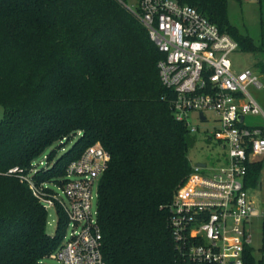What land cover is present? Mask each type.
I'll use <instances>...</instances> for the list:
<instances>
[{
  "label": "trees",
  "instance_id": "trees-1",
  "mask_svg": "<svg viewBox=\"0 0 264 264\" xmlns=\"http://www.w3.org/2000/svg\"><path fill=\"white\" fill-rule=\"evenodd\" d=\"M181 1L253 55L264 76V45L231 27L228 0ZM126 2L0 0V264H44L63 242V214L48 235L47 212L9 171L29 172L74 137L59 158L49 152L35 184L63 185L68 166L100 144L110 156L97 197L105 264H178L169 206L191 174L193 140L160 83L163 56ZM262 168L249 166L247 187Z\"/></svg>",
  "mask_w": 264,
  "mask_h": 264
},
{
  "label": "built area",
  "instance_id": "built-area-1",
  "mask_svg": "<svg viewBox=\"0 0 264 264\" xmlns=\"http://www.w3.org/2000/svg\"><path fill=\"white\" fill-rule=\"evenodd\" d=\"M128 10L163 56L157 64L158 76L175 96V119L192 134L197 129L189 124L191 115L205 123L208 114L215 115L219 128L213 140L227 153L218 167L192 165L169 206L168 227L178 264H264V211L256 207L246 186L251 164H263L260 175L264 170V110L249 93L263 89V76L251 68L236 70L231 56L239 51L237 43L181 0H138L136 9ZM247 117H259L262 123L248 126ZM109 161L100 144L88 147L68 166L61 186L35 184L33 174L46 168L47 162L33 165L29 172L9 171L28 185L46 212L55 208L71 227L70 235L50 256L60 264H105L97 197ZM254 234L261 238L259 249L253 246Z\"/></svg>",
  "mask_w": 264,
  "mask_h": 264
},
{
  "label": "rangeland",
  "instance_id": "rangeland-1",
  "mask_svg": "<svg viewBox=\"0 0 264 264\" xmlns=\"http://www.w3.org/2000/svg\"><path fill=\"white\" fill-rule=\"evenodd\" d=\"M138 0H127L126 7L136 9ZM227 16L228 22L231 27L235 28L243 37L249 38L255 47H261L264 45V14L261 16L260 5L257 0H228L227 2ZM231 60L236 70H242L246 68L255 69L257 59L250 54H244L240 51L231 56ZM261 75V74H260ZM263 76V75H262ZM263 89L261 91H255L249 89L251 96L264 108V79L261 80ZM4 118V109L0 106V121ZM208 122H200L196 115H191L189 124L191 128L197 129V132L192 133L193 146L189 151V160L192 165L207 164L209 167H218L221 162L226 160V150L218 145L213 140L215 130L219 128V124L215 115H207ZM248 126H257L262 123L261 118L251 119L247 117L245 119ZM77 140L76 137L72 138L69 142H62L60 149L57 148L58 144H54L52 147L37 160L34 161V165L37 167L40 162L46 163V156L52 150L56 151L55 159L59 158L65 151H67ZM76 177L71 178L72 180ZM54 194L59 195L62 199L61 191L57 188H49ZM248 195L254 196L257 201L256 207L259 211H264V170L262 171L259 186L256 189L249 188ZM96 208L95 201L93 202V210ZM58 222V215L55 208H50L47 211L46 220V233L50 236L56 233ZM71 232V227L68 226L65 231V237H68ZM254 248L259 249L261 245V238L259 234H254ZM264 247V246H263ZM44 264H60L54 258H47L43 261Z\"/></svg>",
  "mask_w": 264,
  "mask_h": 264
},
{
  "label": "crops",
  "instance_id": "crops-1",
  "mask_svg": "<svg viewBox=\"0 0 264 264\" xmlns=\"http://www.w3.org/2000/svg\"><path fill=\"white\" fill-rule=\"evenodd\" d=\"M263 79H264V76H263ZM262 107V106H261ZM263 108V107H262ZM263 110H264V108H263ZM251 119H256V118H253V117H251ZM260 177H261V175H260ZM259 180H260V178H259ZM263 197H264V195H263Z\"/></svg>",
  "mask_w": 264,
  "mask_h": 264
},
{
  "label": "water",
  "instance_id": "water-1",
  "mask_svg": "<svg viewBox=\"0 0 264 264\" xmlns=\"http://www.w3.org/2000/svg\"><path fill=\"white\" fill-rule=\"evenodd\" d=\"M201 120H204V118L201 116ZM200 166H203V165H200Z\"/></svg>",
  "mask_w": 264,
  "mask_h": 264
}]
</instances>
